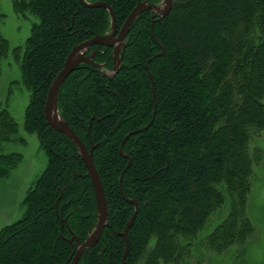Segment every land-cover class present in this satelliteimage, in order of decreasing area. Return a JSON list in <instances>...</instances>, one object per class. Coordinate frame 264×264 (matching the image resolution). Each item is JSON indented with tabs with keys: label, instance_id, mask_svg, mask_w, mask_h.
<instances>
[{
	"label": "trees",
	"instance_id": "1",
	"mask_svg": "<svg viewBox=\"0 0 264 264\" xmlns=\"http://www.w3.org/2000/svg\"><path fill=\"white\" fill-rule=\"evenodd\" d=\"M84 1L110 7L118 29L138 3ZM14 9L36 19L22 50V79L31 90L23 126L47 162L25 193L22 217L0 229V264H70L77 240L96 224L95 194L78 147L46 124L44 106L68 53L107 34L110 15L80 0H15ZM7 52L0 34V61ZM91 52L103 68L78 66L57 100L62 120L94 147L108 207V227L78 264H120L125 243L118 234L134 213L123 196L138 204L125 264L178 263L225 203L228 215L206 246L221 254L243 245L253 232L246 197L255 156L248 145L264 133V0H173L160 19L146 10L129 27L114 74L113 48ZM16 133L1 109L0 179L20 162L19 154L3 152Z\"/></svg>",
	"mask_w": 264,
	"mask_h": 264
},
{
	"label": "rangeland",
	"instance_id": "2",
	"mask_svg": "<svg viewBox=\"0 0 264 264\" xmlns=\"http://www.w3.org/2000/svg\"><path fill=\"white\" fill-rule=\"evenodd\" d=\"M14 2L0 0V34L8 44V52L0 61V110L6 109L17 124V133L11 141L3 143V152L17 153L21 159L6 178L0 179V229L22 217L25 193L42 174L47 162L37 136L26 132L23 126L31 90L22 79V50L36 19L29 13L18 14ZM248 146L250 154L255 156L246 197V215L253 227L251 236L243 245H234L221 254L209 250L207 236L228 215L225 203L189 241L191 247L181 261L169 264H264V133L252 135Z\"/></svg>",
	"mask_w": 264,
	"mask_h": 264
},
{
	"label": "water",
	"instance_id": "3",
	"mask_svg": "<svg viewBox=\"0 0 264 264\" xmlns=\"http://www.w3.org/2000/svg\"><path fill=\"white\" fill-rule=\"evenodd\" d=\"M81 3L87 7H103L106 8L110 15L111 20V28L110 31L101 36H95L90 40L82 42L76 46H74L71 51L66 56L63 66L59 73L56 75L55 79L52 81L45 101L44 106V119L46 124L55 132L63 135L70 141H72L79 150L81 158L85 164L87 169V173L90 176L92 186L94 189L95 194V201H96V209H97V221L96 224L93 226L91 232L88 234L86 239L83 243H80L77 240L78 247L73 251V257L70 264H77L81 256L83 255L84 251L94 247L102 237L103 231L105 228L108 227V207L107 201L105 197V192L97 173V170L94 165L93 161V151L94 147L88 149L85 144L81 141V139L75 134V132L70 128V126L62 120L59 115L58 107H57V100L59 90L67 79V77L75 71V69L80 66L81 64H92L97 66L98 68H103L102 65H96L93 61L94 52H91L89 55H86L89 49L92 46H99L104 49L106 48H113V68L111 73L114 74L117 72L120 64H121V55L124 49V45L126 42V37L129 32V27L131 24L136 20V18L144 11L149 10L151 11L155 17L158 19L163 18L168 15L172 6L173 0H162L161 4L157 5L148 0H138L137 5L132 9V11L127 16L126 20L118 29L115 15L110 7H108L105 3L98 2L94 4H87L84 0H80ZM163 55V49H161V53L159 56ZM150 80H152L151 75L149 74ZM152 98H155L154 88L152 87ZM147 128V127H146ZM146 128L139 129L136 132H133L129 135L134 133H141ZM119 154L123 156L121 149L119 150ZM130 159H128V164L125 170L129 167ZM123 173L121 174V178ZM121 178L119 180V184L121 183ZM122 193V192H121ZM123 195V194H122ZM123 198L134 207V213L127 221L125 227L123 228L122 232L118 235L124 239L125 248L123 252V256L121 259L120 264H125L127 254L129 251V244H128V231L133 224V221L138 212V204L135 200H131L128 198ZM57 212V210H56ZM73 240L70 242L72 243Z\"/></svg>",
	"mask_w": 264,
	"mask_h": 264
},
{
	"label": "flooded vegetation",
	"instance_id": "4",
	"mask_svg": "<svg viewBox=\"0 0 264 264\" xmlns=\"http://www.w3.org/2000/svg\"><path fill=\"white\" fill-rule=\"evenodd\" d=\"M143 1H144V0H143ZM150 2H151V0H150ZM77 247H78V245H77ZM77 247H76V248H77ZM81 257H82V256H81ZM79 260H80V259H79ZM77 264H78V263H77Z\"/></svg>",
	"mask_w": 264,
	"mask_h": 264
}]
</instances>
